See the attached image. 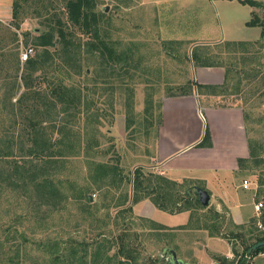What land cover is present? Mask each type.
<instances>
[{"label": "rangeland", "instance_id": "1", "mask_svg": "<svg viewBox=\"0 0 264 264\" xmlns=\"http://www.w3.org/2000/svg\"><path fill=\"white\" fill-rule=\"evenodd\" d=\"M18 2L15 12L8 9L0 14V137L8 142L14 138L9 160H23V168H30L36 160L20 151V146L25 150L31 141L19 134L27 120L39 123V141L49 139L48 144L39 143L40 150L53 154L56 163L44 172L39 170L38 177L45 173L54 179L63 199L57 205L51 200L47 212L45 207L33 206L25 217L27 206L19 196L23 193L0 187V264H69L70 258L79 264L84 253L87 264H119L124 260L128 264H167L162 255L165 244L192 264H231L243 256L244 246L250 245L255 235L264 236V230L254 234V223L233 227L225 207L217 217L211 204L200 210L194 202L195 187L213 191L209 178L225 188L240 184L243 178L249 182L253 201L264 203V39L226 45L252 37L239 23L238 3L96 0L98 38L107 49L99 51L92 34L76 28L71 29L74 35L71 32V43L65 49L59 44L37 46V36L57 20L64 21V0ZM183 4L191 6L193 12L180 11ZM255 10L264 23V9ZM183 16L213 25L212 30L198 28L193 34L212 43L193 47L187 42L168 41V35L185 30L183 23L174 20ZM226 17L232 25L225 24ZM213 18L215 24L210 22ZM26 50L31 52L24 61L21 54ZM194 51L241 71L229 83L231 94L224 95L223 102L243 109L251 156L238 169L239 174L226 173V166H218L216 173L193 170L187 175L205 177V184L184 180L177 185L162 181H168V176L155 148L163 100L181 94L183 86L191 88L195 66L190 56ZM5 143L0 142V154L6 151ZM98 164L106 168L98 169ZM1 165L0 160V174ZM115 165L118 173L113 175L109 170ZM138 167L147 177V187H164L167 210L190 208V220L184 228L168 231L158 223L168 225V212L157 209L144 193L137 194L136 204L131 203L132 174ZM126 196L125 207L119 206ZM137 204L142 209L134 211ZM130 205L132 211H126ZM214 223L220 232L232 237L231 244L226 241L228 256L211 253L200 243L196 229ZM215 243L214 249L220 252L228 249L224 242ZM233 248L237 255L232 254ZM97 251L102 257L94 258ZM262 254L252 257L250 264H264Z\"/></svg>", "mask_w": 264, "mask_h": 264}, {"label": "crops", "instance_id": "2", "mask_svg": "<svg viewBox=\"0 0 264 264\" xmlns=\"http://www.w3.org/2000/svg\"><path fill=\"white\" fill-rule=\"evenodd\" d=\"M230 1H235L240 5L239 11L242 17L239 23L245 27V30L250 31L248 33L252 36L236 40V42L257 43L260 40L261 29L258 27H246L245 25L249 21L251 13L256 10L240 4L238 0ZM255 1L264 3V0ZM12 2L13 0H0V14L12 9ZM180 7L179 10L182 9L180 11L187 9V11L193 12L191 6L187 7L183 4ZM174 20L177 24L183 23L185 30L174 33L171 36L168 35V41L172 43L187 42L193 47H204L203 45L212 43L202 41L193 34L197 32L198 28H202V32L204 28L212 30L211 27L213 25L209 27V25H206V21L196 20L195 17L191 18L189 16L176 17ZM210 22L215 24V18L210 19ZM191 24L196 25V27L193 28ZM225 24L230 26L233 22L230 19L227 20L226 17ZM189 27L191 30H189ZM230 29L244 31V28L240 29L239 27H230ZM191 80L194 84L200 86H220L225 80V72L221 67H195L191 74ZM218 98L221 99L217 101L216 99ZM223 101V96L211 95L206 90H202L199 94L195 86L190 95L171 96L163 100L162 120L158 130V143L155 148V154L157 159L160 160L162 167H165L164 172L167 174L168 180L176 183L184 180H193L199 184H205V177H189L187 174L193 170H197L201 174L216 173L218 166H226V173L234 172L239 174L238 160L247 161L249 157L244 111L238 105H226ZM205 126L208 127L210 132L211 147L196 148L194 146L202 139ZM243 180L246 179L241 178L240 184L225 188L224 185L219 187L217 181H211L209 178V181L212 182L213 191H208L206 187L201 188H206L209 192V205L213 206L214 211L219 213L222 207H225L234 225L254 223V234L255 232L261 233L264 230V203L262 201H253V195L249 193L248 189L242 188ZM238 188L241 190H237ZM258 203H262L263 207L256 211L254 208ZM135 208L142 209L141 204H137L134 207V211ZM189 220L190 214L187 211L168 212V225L161 222L158 223L167 226L168 231H174L180 230L176 228H184L189 223ZM259 225L260 228L258 227ZM196 232L200 233L202 239L200 243L204 249L206 248L214 254L228 256L230 247L224 239L211 236L204 227L199 230L196 229ZM215 242H224L227 244L228 249L221 252L214 249L216 248L214 246L216 245ZM168 248L173 249L184 262L191 263V260L186 257H180L178 251L170 245H168ZM260 256L264 257L263 254Z\"/></svg>", "mask_w": 264, "mask_h": 264}, {"label": "trees", "instance_id": "3", "mask_svg": "<svg viewBox=\"0 0 264 264\" xmlns=\"http://www.w3.org/2000/svg\"><path fill=\"white\" fill-rule=\"evenodd\" d=\"M19 0H13L12 2V11H16L19 8ZM238 2L242 5H246L251 7L252 9H264V3L255 1V0H238ZM64 15L65 19L64 21L57 20L55 25L47 28V30L37 36L35 39V43L37 46L47 48V47H53L55 44L61 45L64 49L69 46L71 43L69 40L73 37L72 34L74 33L71 31V29L76 28L81 31L83 34H92L93 38L97 41L94 42L98 46H94L96 50L100 49H106L105 45L99 40L98 33H97V26H98V12L96 11V0H64ZM246 27H258L261 29L260 34V41L264 39V23L261 20H258V17L256 16L255 12L251 13V17L249 21L245 23ZM70 31V32H69ZM72 32V34H71ZM70 38H69V37ZM242 45L243 42H229L226 44L229 45ZM190 60L194 64L195 67H221L224 69L225 72V80L222 85L220 86H200L198 84H194L193 81L190 82L191 88H187L188 86H183V92L179 95L175 96H185L190 95L193 92V87L197 89L198 93L202 90H206L207 93L211 95H230L229 92L230 87L229 83L234 79V76L236 74L241 73L238 72V70L234 69L233 66H222V64L218 62H212L211 58L206 54L205 56H202L201 54L197 52H193L190 56ZM32 61L29 60L27 63L30 64ZM239 87H236V91L238 92ZM233 94V93H232ZM57 95V94H56ZM62 95L56 96L58 100L63 102ZM161 124V121L159 122V125ZM25 128H21L19 137L20 138H30L31 145L29 148H26L24 150V146H20L22 152H25L26 155L31 156L33 160H36V163H31L30 168H23L25 167L22 163L23 160H15L11 159L9 160L8 157H12V151L10 150L13 148L12 144L14 141V138H10V142H8V139H4V137H0V142L5 143L6 141L8 143H5L6 151L0 154V160L3 162L2 167V173L0 174V187L2 190L11 189V192H14L15 189H18L21 191L20 193H23V195H19L23 201L26 203L27 206V213L26 216H29L30 210H34L33 206L37 209H40L41 207H45V211H50L48 206H50L51 200L54 202L53 205H57V202L59 200L63 199V194H60L58 190V186H56V183L54 179L50 178L49 175L41 174L42 176L38 177V171L44 172V168L49 169L54 163H56L53 159V154H44L43 150H40L39 143L43 142V144H48V138H41L39 141L40 131L39 129V123L33 122L32 120H27V125L23 124ZM9 144V145H8ZM45 146V145H44ZM196 148H208L211 147V141H210V132L208 130V127L205 126L202 139L194 146ZM3 151V150H2ZM50 151V150H49ZM250 155V153H249ZM44 156H50L48 159H45ZM251 156V155H250ZM249 156V157H250ZM22 161V162H21ZM246 162L245 160H238V169L242 167L243 163ZM41 163L43 165H41ZM98 169L106 168L103 164L97 165ZM112 171L113 175H116L118 173V166H112V168L109 170V172ZM40 174V172H39ZM106 174V173H104ZM146 175L141 171V168H136L132 174V199L131 203L136 204L139 201V198H137V194L144 193L145 197L151 198L152 203L155 205L157 209L164 212L174 213V212H182V211H189V209L186 208H180L176 211L174 210H167L166 206L164 205V200L166 198V193L164 192V187L162 185L157 184L155 186H146ZM162 181L166 183L171 184H177L174 181L171 180H165L162 178ZM180 186V185H179ZM187 194V192H185ZM38 199V201H37ZM87 205H91L90 200L86 198ZM128 202V196L125 197L124 203H120L119 206L125 207L126 203ZM194 202L197 204V208L200 210H203L201 206H199L198 198L194 197ZM191 205V202H188ZM126 211L131 212V205L127 206ZM217 217H220L219 213L214 211L213 212ZM231 222V220H230ZM235 228H241L240 226H236L232 224ZM162 229H166L165 227L159 226ZM205 230L209 232V234L213 237H218L221 239H224L228 243L231 244V236L225 235L222 232L219 231V227L217 224H209L204 226ZM248 234H251L249 232ZM251 240L250 245H245L244 239H241V242L244 246L243 248V256H240L239 259L234 263L231 262V264H250V261L252 257L258 255L259 253H264V236L260 237L259 235H255ZM260 243H263V245H260ZM165 247H167V244H165ZM232 254L237 255L235 249H232ZM87 254L84 253L83 256H81L78 259L79 264H87L86 257ZM95 257H102L101 252L98 251L94 253ZM126 257V256H125ZM93 258V259H94ZM127 258V257H126ZM213 259H216L215 256L212 257ZM109 259L108 257L106 258ZM128 259V258H127ZM248 259V260H247ZM69 264H73L75 261L71 258L69 259ZM73 261V262H72ZM94 264V263H92ZM119 264H128L127 260L119 261Z\"/></svg>", "mask_w": 264, "mask_h": 264}, {"label": "water", "instance_id": "4", "mask_svg": "<svg viewBox=\"0 0 264 264\" xmlns=\"http://www.w3.org/2000/svg\"><path fill=\"white\" fill-rule=\"evenodd\" d=\"M107 11V9H106ZM195 194L198 198V202L202 208H208L210 203V194L206 189L195 187ZM260 245H263V243H260ZM163 256L167 257V264H191L184 262L182 259H180L176 252L168 247H165L162 252Z\"/></svg>", "mask_w": 264, "mask_h": 264}, {"label": "built area", "instance_id": "5", "mask_svg": "<svg viewBox=\"0 0 264 264\" xmlns=\"http://www.w3.org/2000/svg\"><path fill=\"white\" fill-rule=\"evenodd\" d=\"M31 52V50H26V51H24L22 54H21V59L22 60H26L27 59V57H28V54ZM248 186H249V182L247 181V180H243L242 181V188L243 189H248ZM262 206H263V204L262 203H258V204H256L255 205V210L256 211H259L261 208H262ZM259 228H260V225L258 226Z\"/></svg>", "mask_w": 264, "mask_h": 264}]
</instances>
